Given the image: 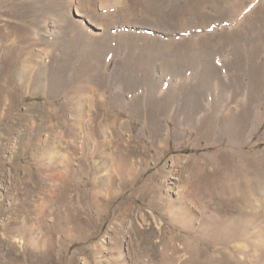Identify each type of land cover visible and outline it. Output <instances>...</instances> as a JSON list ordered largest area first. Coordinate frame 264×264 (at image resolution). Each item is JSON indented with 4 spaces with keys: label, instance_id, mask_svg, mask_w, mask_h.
Listing matches in <instances>:
<instances>
[{
    "label": "rangeland",
    "instance_id": "obj_1",
    "mask_svg": "<svg viewBox=\"0 0 264 264\" xmlns=\"http://www.w3.org/2000/svg\"><path fill=\"white\" fill-rule=\"evenodd\" d=\"M263 84L264 0H0V264H264Z\"/></svg>",
    "mask_w": 264,
    "mask_h": 264
},
{
    "label": "bare ground",
    "instance_id": "obj_2",
    "mask_svg": "<svg viewBox=\"0 0 264 264\" xmlns=\"http://www.w3.org/2000/svg\"><path fill=\"white\" fill-rule=\"evenodd\" d=\"M66 16H64V22H66V18H65ZM39 23V22H38ZM104 40V42H102L101 43V47H99V49L100 50H102V51H104V49L106 48V46H107V43L109 42V39H108V37L107 36H105V38L103 39ZM102 40V41H103ZM96 45V44H95ZM98 46H100V45H98ZM104 47V48H103ZM91 50V54H90V56L92 57V55H93V48H91L90 49ZM104 53V52H103ZM91 57L89 58V60H90V63H89V60L86 58V61H84V67L86 68V66L88 65V67H89V65L91 66V67H97V62L99 63V61H97L98 60V58H95L94 59V61H92L91 62ZM235 60H236V58H234V61L233 62H231V64L230 65H228V68H229V66L230 67H234L235 66ZM85 62H86V64H85ZM254 63V62H253ZM181 64H182V62L181 61H176V62H173V63H171V64H169V67L171 68V69H175V71L176 70H178L179 68V66H181ZM254 65V64H253ZM253 65H251V66H253ZM225 66V65H224ZM167 67H163V69H166ZM144 70H146V67H143V72H144ZM147 74H149V72H145L144 73V77H143V81L144 82H148V80H149V78H148V76H146ZM124 75L127 77V79L131 82V73L128 71V69L127 68H125V71H124ZM123 75V76H124ZM264 85V84H263ZM140 87V86H139ZM139 87H136L137 89L139 88ZM261 87H263V86H261ZM136 88H133V89H136ZM262 89V88H261ZM102 91V90H101ZM248 199V198H247ZM245 201H248V200H246L245 199ZM250 201V200H249ZM248 203V206H249V208H252V201H250V202H247ZM251 206V207H250ZM257 210V209H256ZM263 209H261V207L259 208V212L260 211H262ZM246 220V219H245ZM228 229H230V233H225L224 235H221V236H225V235H232L233 237H234V239H236V237L235 236H237V235H244V234H248V232L246 231V230H243V232H240L239 231V228L240 227H232L231 225H225ZM223 227V226H222ZM245 227H247V225H245ZM220 228V227H219ZM226 230V229H225ZM218 232H219V230H218ZM224 232V231H223ZM191 233H194L192 230H191ZM196 235H198V233H196ZM196 238H198V237H196ZM195 239V238H194ZM264 239V238H263ZM188 243V242H187ZM252 244V243H251ZM263 244V249H264V243H262ZM261 244V245H262ZM222 245L224 246L225 245V243H222ZM227 245H228V243H227ZM234 245V244H233ZM241 246V245H240ZM244 246V248H246V246H249V245H243ZM252 246H253V244H252ZM255 246V245H254ZM236 247V246H235ZM239 248V247H238ZM243 248V249H244ZM170 249V248H169ZM225 250V249H224ZM234 250V249H233ZM256 250L257 251H259V247H257L256 246ZM166 251H167V249H166ZM172 252L173 253H171V256H169V257H167L166 259H167V261L166 262H168L167 264H178L179 262V257H178V251L176 250V249H172ZM218 252H220L221 253V250H219L218 249ZM233 252H235V251H233ZM165 253V252H164ZM167 253V252H166ZM165 253V254H166ZM234 254V253H233ZM165 256H167V254L165 255ZM218 257L217 258H213V257H209L207 254H202V255H199V254H197V253H195V254H193L192 255V260L190 261V264H195V263H197L198 262V260H199V257H202V258H204L207 262H206V264H229V263H232V264H239V262H236V261H234L233 259H234V257L232 258V255L231 254H229V253H226L225 252V255H223L222 256V258L220 257V255H217ZM256 256H257V254H256ZM163 258H164V255H163ZM220 258H221V260H220ZM258 258V257H257ZM256 258V259H257ZM165 259V258H164ZM245 262V261H244ZM240 263H242L243 264V262H241L240 261Z\"/></svg>",
    "mask_w": 264,
    "mask_h": 264
}]
</instances>
